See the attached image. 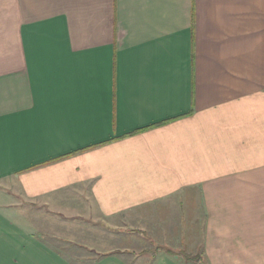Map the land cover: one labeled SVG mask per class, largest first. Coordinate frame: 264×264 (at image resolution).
I'll return each instance as SVG.
<instances>
[{
	"label": "crops",
	"instance_id": "crops-1",
	"mask_svg": "<svg viewBox=\"0 0 264 264\" xmlns=\"http://www.w3.org/2000/svg\"><path fill=\"white\" fill-rule=\"evenodd\" d=\"M0 187V264H264V0H0Z\"/></svg>",
	"mask_w": 264,
	"mask_h": 264
},
{
	"label": "rangeland",
	"instance_id": "rangeland-1",
	"mask_svg": "<svg viewBox=\"0 0 264 264\" xmlns=\"http://www.w3.org/2000/svg\"><path fill=\"white\" fill-rule=\"evenodd\" d=\"M185 209L186 208H183V214L177 217V219H179L181 222L172 223L171 225V227H174L173 232L169 233L172 239H166L167 233L160 232L159 225L158 227L152 225L153 231L151 232V230H148L149 225H144L143 223H134L131 224V226L128 224L125 226L120 225V227L117 228L119 230L117 231L119 234L110 237V243H106L105 246L113 245L114 247L118 246L121 249H134L137 251V254L140 255L139 258L141 260H138V262L141 261L143 263H152L154 258L157 257L159 253H167V250H171L174 252V254L171 256H174L175 259H177L179 262H182L183 264L190 262V264H210L208 256L204 254L205 249H203L205 243V209H203L202 205H200V207L197 209L194 208V217H186L187 212ZM152 210L153 212L155 211V209ZM39 211L41 213L44 212L42 209ZM39 211L37 212L40 213ZM108 228L112 231L117 230L112 226H109ZM163 242L166 244L169 242L174 245H168L169 247H167L165 245H161ZM100 256L101 254L96 256L94 253L89 252V259H94ZM74 258L76 262L81 261V256Z\"/></svg>",
	"mask_w": 264,
	"mask_h": 264
},
{
	"label": "trees",
	"instance_id": "trees-1",
	"mask_svg": "<svg viewBox=\"0 0 264 264\" xmlns=\"http://www.w3.org/2000/svg\"><path fill=\"white\" fill-rule=\"evenodd\" d=\"M167 252L170 254V255H173L174 252H172L171 250H167Z\"/></svg>",
	"mask_w": 264,
	"mask_h": 264
}]
</instances>
